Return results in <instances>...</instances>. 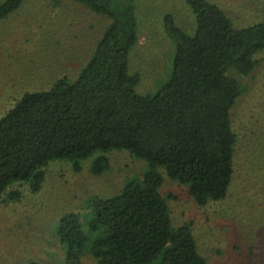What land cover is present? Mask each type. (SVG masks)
<instances>
[{"label":"trees","instance_id":"1","mask_svg":"<svg viewBox=\"0 0 264 264\" xmlns=\"http://www.w3.org/2000/svg\"><path fill=\"white\" fill-rule=\"evenodd\" d=\"M23 1L4 0L0 17ZM70 1L111 22L75 81L26 92L0 119V199L17 181L38 190L43 168L53 160L67 159L80 169L97 153L128 150L149 169L118 194L95 197L89 219L74 212L61 218L66 264H82L87 246L98 264H209L190 226L172 225L160 169L187 185L200 206L227 196L238 142L232 109L246 91L240 78L264 51V20L236 27L218 4L186 0L195 32L166 14V32L176 46L172 74L158 92L144 95L136 90L139 74L129 71V53L139 39L136 0ZM108 163L99 154L91 170L102 174Z\"/></svg>","mask_w":264,"mask_h":264},{"label":"rangeland","instance_id":"2","mask_svg":"<svg viewBox=\"0 0 264 264\" xmlns=\"http://www.w3.org/2000/svg\"><path fill=\"white\" fill-rule=\"evenodd\" d=\"M210 1L223 8L236 27L264 20V0ZM135 4L139 39L129 53V71L140 76L137 92L153 95L173 70L176 46L166 32V14H173L176 24L190 34L195 32L196 17L186 0ZM110 22L106 15L70 0H24L0 17V119L26 92L49 90L60 79L75 81ZM255 59L256 68L240 78L246 91L232 109L238 142L227 196L200 206L187 185L160 169V191L172 225L190 226L198 251L209 264H264V51ZM99 154H105L109 163L97 175L91 164ZM74 163L51 161L43 168L38 190L26 181L8 187L0 199V264H66V248L58 237L61 218L74 212L89 219L95 197L118 194L149 169L146 160L128 150L97 153L81 161L80 169ZM13 192L20 196L11 197ZM81 261L98 264L89 246Z\"/></svg>","mask_w":264,"mask_h":264}]
</instances>
